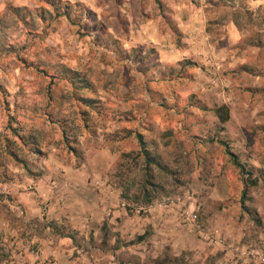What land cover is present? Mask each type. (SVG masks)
<instances>
[{"label": "rangeland", "instance_id": "rangeland-1", "mask_svg": "<svg viewBox=\"0 0 264 264\" xmlns=\"http://www.w3.org/2000/svg\"><path fill=\"white\" fill-rule=\"evenodd\" d=\"M43 1L0 0V264H26V240L59 231L26 206L42 201L39 182L50 175V180L61 179L65 169L85 163L102 165L104 149H111L110 158L105 157L111 163L126 128L146 133L162 161L176 172L159 179L163 191L157 201L180 200L208 230L229 219L234 228L245 227L244 233H264V177L247 188L225 146L208 140L219 126L215 109L227 105L232 151L247 169H264V72L259 78L254 73L230 77L217 74L211 64L209 70L200 67V78L196 65L183 72L187 77L161 82L157 68L146 75L140 71L160 61V55L154 45L134 44L123 30L128 28L122 12L128 11L127 0H62L93 11L112 40H119L121 52L105 48L95 34H79L65 17L41 20L37 11L46 5ZM134 48L141 49L137 57H145L143 66L132 54ZM152 49L157 54L150 55ZM65 66L81 71L90 89H76L63 72ZM193 96L207 110L182 106L180 114L162 106L164 97L184 105ZM87 98L92 105L85 103ZM88 139L93 142L87 157ZM122 148L134 150L136 143L123 141ZM245 189L248 200L242 204Z\"/></svg>", "mask_w": 264, "mask_h": 264}, {"label": "crops", "instance_id": "crops-1", "mask_svg": "<svg viewBox=\"0 0 264 264\" xmlns=\"http://www.w3.org/2000/svg\"><path fill=\"white\" fill-rule=\"evenodd\" d=\"M125 5L130 41L154 45L161 62L191 60L198 72L214 64L217 74L237 78L264 72V0H127ZM110 150L102 151V165L85 163L65 169L61 179L50 175L39 182L43 199L29 202V212L71 233L30 236L23 246L26 264H155L166 255L183 257L184 264H264V233H244L233 220H221L215 230L222 242L211 244L182 219V205L156 201L129 210L111 177L120 152L109 163ZM139 236L146 238L125 244Z\"/></svg>", "mask_w": 264, "mask_h": 264}, {"label": "trees", "instance_id": "trees-1", "mask_svg": "<svg viewBox=\"0 0 264 264\" xmlns=\"http://www.w3.org/2000/svg\"><path fill=\"white\" fill-rule=\"evenodd\" d=\"M46 5H42L37 11V15L41 20H46L48 15L53 19H58L65 17L69 20L71 25L78 27V33L81 35L95 34L105 48L112 51L121 52L119 40H112V35L109 32L107 25L98 20L96 14L87 9L83 3H70L69 1L62 0H44ZM126 34H129L128 28L125 26L123 29ZM180 40V34L175 30ZM140 48L132 49V54L136 56L137 63L144 65L145 57H137L140 52ZM157 54L155 49L150 51V55ZM129 58V57H127ZM157 63H154L152 67H142L140 71L143 74H148L150 71L157 68L161 72V82L175 81L177 77H187L183 75V72L190 70L191 66H196L197 63L192 62L191 60H184L175 65H164L161 61L157 60ZM183 69V70H182ZM44 71V69H39ZM182 71V72H181ZM46 72V71H44ZM64 74L67 78L71 80L76 89L86 91L90 89L88 80L84 78L81 71L74 69L69 66L63 68ZM182 73V74H180ZM185 74V73H184ZM180 75V76H179ZM178 78V79H179ZM175 91V90H174ZM173 91V92H174ZM195 96L191 97L187 103L184 105L180 104L177 100L171 104L168 103L166 97L163 98L165 103H162L164 108L169 110L178 109L179 113L185 111L181 110L182 106L184 109H187V106L195 107L199 109H206L207 106L200 100L193 99ZM88 105L93 103V99H83ZM95 107V106H94ZM216 116L219 120V126L216 127V130L213 134L208 136V140L212 143H218L225 146V150L228 155H230L232 163L237 166L240 172L243 174L245 186L248 188L250 186L258 185L261 177H264V169L252 166L250 169H247L246 163L241 159V155L234 153L232 151V140L227 137L226 124L231 120L230 108L227 105L219 106L215 109ZM191 117L194 116V112L189 111L188 113ZM147 132H152L150 129H146ZM122 136L126 140H132L136 143V148L134 150L128 151L122 148V142L119 143L117 151L120 152L119 161L117 164V170L112 177L114 184L122 191V198L131 203L134 206H148L155 203L158 197L163 191V186L159 179L162 176L165 178L170 177V174L176 172L172 171L166 163H164L160 155L155 151L154 141L146 140V133L137 131L136 129L126 128ZM36 144V143H33ZM72 147V146H71ZM75 148V147H72ZM244 190L242 196V204H245L248 200V195ZM131 204L129 210L132 209ZM51 228H56L59 235H67L62 229L58 227L54 222L50 223ZM146 236H139L135 240H132L126 245H134L143 241ZM155 264H184L183 257H173L166 255L162 260H155Z\"/></svg>", "mask_w": 264, "mask_h": 264}, {"label": "built area", "instance_id": "built-area-1", "mask_svg": "<svg viewBox=\"0 0 264 264\" xmlns=\"http://www.w3.org/2000/svg\"><path fill=\"white\" fill-rule=\"evenodd\" d=\"M161 204L163 205H177L180 206L179 203L180 200H174V199H163V201H160ZM180 214L183 220H185L186 222L190 223L195 230H197L201 237L211 243V244H215L218 242H222L221 239L219 238V231L218 230H208V228H206L205 226L203 227L201 224L198 223L199 221V217L196 213L194 212H189L187 211L185 208H183L182 206H180ZM262 263H264V257H260Z\"/></svg>", "mask_w": 264, "mask_h": 264}]
</instances>
